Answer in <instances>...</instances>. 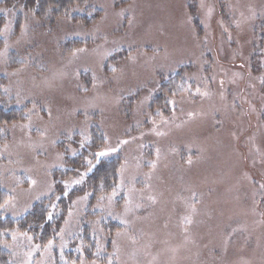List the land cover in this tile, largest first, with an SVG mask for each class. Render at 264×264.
Here are the masks:
<instances>
[{
	"label": "rangeland",
	"instance_id": "1",
	"mask_svg": "<svg viewBox=\"0 0 264 264\" xmlns=\"http://www.w3.org/2000/svg\"><path fill=\"white\" fill-rule=\"evenodd\" d=\"M23 4L0 0V106L24 116L1 126L3 214L59 212L96 162L118 169L66 198L53 239L10 231V264H264V0Z\"/></svg>",
	"mask_w": 264,
	"mask_h": 264
},
{
	"label": "trees",
	"instance_id": "2",
	"mask_svg": "<svg viewBox=\"0 0 264 264\" xmlns=\"http://www.w3.org/2000/svg\"><path fill=\"white\" fill-rule=\"evenodd\" d=\"M90 0H23L24 7L35 10L36 13L47 15L50 14H64L74 12L77 7H85ZM45 14V15H46ZM76 16V15H75ZM85 17V16H84ZM83 17V18H84ZM87 18V17H85ZM89 19V18H87ZM21 109L15 107L0 106V143L4 139V132L1 128L6 122L14 120L17 116H23ZM24 117V116H23ZM101 137H95L83 149H80L76 155L68 157V165L64 169L55 172L54 183L56 186L55 195H58L63 189L65 181L70 180L82 168H86L87 164L83 163L84 158H87L95 152L101 143L97 144ZM118 159H103L96 162L89 171V174L84 178L82 184L77 189L70 190L67 194L71 198L72 195L80 191H87L92 193L91 200L102 190L109 191L116 185L117 182ZM86 186V187H85ZM98 186L102 187L98 191ZM67 196V197H68ZM66 196L61 195L57 201V211L51 212L52 197L42 202L34 203L32 207L23 216L13 218L9 215L3 214V205L5 196L0 188V264H10L9 252L4 248L3 242L9 238V232L16 229L24 232H30L34 238L40 243H45L53 239L56 235L62 217L69 205ZM59 213V214H58Z\"/></svg>",
	"mask_w": 264,
	"mask_h": 264
},
{
	"label": "snow or ice",
	"instance_id": "3",
	"mask_svg": "<svg viewBox=\"0 0 264 264\" xmlns=\"http://www.w3.org/2000/svg\"><path fill=\"white\" fill-rule=\"evenodd\" d=\"M98 155L103 156V155H106V153L101 152V153H99ZM50 243H51V242H50Z\"/></svg>",
	"mask_w": 264,
	"mask_h": 264
}]
</instances>
